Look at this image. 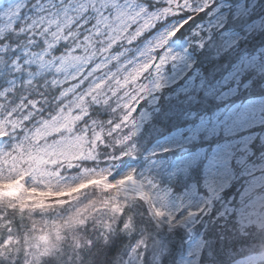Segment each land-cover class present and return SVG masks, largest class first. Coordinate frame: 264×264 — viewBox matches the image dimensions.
Masks as SVG:
<instances>
[{"label": "rangeland", "instance_id": "obj_1", "mask_svg": "<svg viewBox=\"0 0 264 264\" xmlns=\"http://www.w3.org/2000/svg\"><path fill=\"white\" fill-rule=\"evenodd\" d=\"M263 27L264 0H214L203 19L186 36L170 41L172 53L180 59L165 68L163 87L153 92L138 110L141 115L136 135L125 146L119 135L113 136L109 131L76 133L82 116L49 123L31 144L17 142L20 133L16 127L0 125V137H5L7 143L6 150L0 146V177H10L9 183H0V205L35 215L28 216L16 229L10 220H0V256L12 258L15 253H21L24 264H38L42 257L55 253L73 254L85 240L83 232L87 226H96L102 232L116 223L113 213L119 214L123 204L104 195L115 188L140 198L146 208L153 193L158 198L157 207L183 221L175 227L185 229L188 234L186 250L176 257L175 264H264V249L228 263L202 260L204 229L197 230L204 220L207 222L217 204V216L225 220L233 217L240 233L245 234L251 227L264 231V92L257 93L264 89V46L256 50L239 47L241 40ZM194 32L205 36L197 39ZM193 47L202 49L203 55L216 61L221 55H229L227 61L217 62L218 76L213 81L206 83L205 73L202 75L195 67ZM241 61L250 66L238 73ZM165 89H171L169 96L180 101L184 98L206 104L208 99H203L210 98L214 108L189 104L178 108L183 123L157 137L140 152L143 145L139 147L137 138L158 112L160 95ZM199 92L204 98L195 96ZM243 92L249 96L235 99ZM49 137L54 138L51 143ZM132 145L134 155L114 159V154L131 151ZM99 147L111 148L112 153L101 152ZM84 162L95 164L88 166ZM198 163L202 164L201 185L196 183L197 175L190 172ZM43 175L58 180L60 185L49 190L32 188L30 185L37 184ZM181 176L184 184L173 188L170 181ZM233 184L236 196L222 197L223 191ZM96 195L111 209L87 212ZM58 205L65 208L52 212ZM156 205L151 204V208L161 220L148 210L151 219L165 231L174 230L167 216L160 217ZM202 208L208 211L187 215ZM162 241L152 257L146 259L144 244L138 241L122 264H158L169 247L167 233L162 235ZM134 248L141 259L133 254Z\"/></svg>", "mask_w": 264, "mask_h": 264}, {"label": "snow or ice", "instance_id": "obj_2", "mask_svg": "<svg viewBox=\"0 0 264 264\" xmlns=\"http://www.w3.org/2000/svg\"><path fill=\"white\" fill-rule=\"evenodd\" d=\"M213 4L214 0H0V125L16 127L17 142L31 144L49 123L82 116L76 133L109 131L119 135L124 146L129 144L136 135L138 110L163 87L165 68L180 59L172 53L170 41ZM193 35L201 40L205 36ZM249 66L241 61L237 72ZM53 139L49 137V143ZM0 146L6 150L5 137H0ZM134 154L132 145L131 151L114 154V159ZM157 199L152 193L145 212L161 220L151 208ZM157 208L170 226L183 223ZM133 254L141 259L135 248Z\"/></svg>", "mask_w": 264, "mask_h": 264}, {"label": "trees", "instance_id": "obj_3", "mask_svg": "<svg viewBox=\"0 0 264 264\" xmlns=\"http://www.w3.org/2000/svg\"><path fill=\"white\" fill-rule=\"evenodd\" d=\"M202 17L197 18L196 21L190 26V28L178 38L186 36L191 28ZM264 46V27L239 42V47H244L250 50H256L258 47ZM195 56V67L199 69L203 75L205 73V82L214 80L218 76V68L216 66L219 61H227L229 55L220 56L216 61V58L207 57L203 55L204 51L197 49V47L191 48ZM209 52V51H208ZM171 89H165L160 95V108L157 113L153 115L150 123H148L143 130L142 134L137 138L139 147H142L139 151L148 147L154 142L157 137L166 134L172 130L175 126L182 124L183 121L178 115L180 111L178 108L183 106L202 105L211 110L214 108V104L210 98H204L202 92L196 95L203 97V101L208 99L205 103L200 101L185 100L178 97L169 96ZM264 89H260L257 93H263ZM249 96L247 92H243L238 98H245ZM173 113L174 116H173ZM151 131H149V130ZM110 141L109 138H106ZM100 151H108L106 147H99ZM112 153V152H111ZM256 154L258 151L256 150ZM84 165L93 166L95 162H84ZM201 163L195 165L190 172L195 177L197 185H201L202 178ZM184 177H177L170 181V185L173 188H179L184 184ZM235 184L231 185L228 189L224 190L222 197L229 198L230 196H236ZM105 197L109 200L120 201L123 207L119 211V214L113 213L116 223L104 231H99L98 227H86L84 233L85 240L79 246V248L73 254L64 255V252L55 253L52 256L42 257L38 264H122L124 258L138 241H143L144 258L148 256L152 257L155 247L162 245V235L167 233L169 239V247L165 249V252L160 257L158 264H175L176 257L186 250L185 238L188 234L185 229L175 227L172 231H165V229L159 227L155 221L145 212L146 205L141 204V199L134 197L131 194H126L117 189H109L104 193ZM103 198L99 195L86 210L89 213H97L98 211H104V209H111L104 204ZM103 203V204H101ZM105 206V208H103ZM59 207L65 205H58L52 209V212L58 211ZM218 206L212 210V213L208 215L203 225H199L197 230L202 231L204 229V241L205 247L202 253V260H210L221 263H228L239 257L245 256L249 252H259L264 249V231L258 230L255 227H251L245 234L240 233L236 228L233 217L225 220L223 217H218ZM28 216L34 217L35 215H29L20 211H16L13 208L2 207L0 205V220L6 218L10 220L11 226L15 229L22 226L23 220ZM223 223H220L222 222ZM228 221V222H227ZM206 224V226H205ZM123 225V227H121ZM205 226V227H204ZM196 230V231H197ZM208 249L210 253H208ZM146 262V260H145ZM0 264H24L20 254H14L12 258H5L0 256Z\"/></svg>", "mask_w": 264, "mask_h": 264}, {"label": "bare ground", "instance_id": "obj_4", "mask_svg": "<svg viewBox=\"0 0 264 264\" xmlns=\"http://www.w3.org/2000/svg\"><path fill=\"white\" fill-rule=\"evenodd\" d=\"M62 151V150H60ZM63 152H59V154H62ZM50 180V181H48ZM12 181V180H11ZM1 182H5V183H9L10 182V177H8L7 175H4L3 177H0V183ZM2 184V183H1ZM60 185V182L54 178H48L45 175L40 177V181L37 184L34 185H30L32 188H38L40 190H49L51 188H53L54 185Z\"/></svg>", "mask_w": 264, "mask_h": 264}]
</instances>
